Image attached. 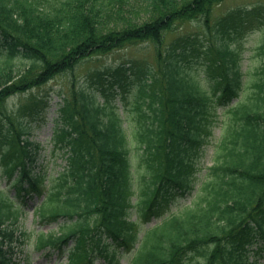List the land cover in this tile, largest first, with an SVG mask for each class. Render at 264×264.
Segmentation results:
<instances>
[{
    "label": "trees",
    "instance_id": "trees-1",
    "mask_svg": "<svg viewBox=\"0 0 264 264\" xmlns=\"http://www.w3.org/2000/svg\"><path fill=\"white\" fill-rule=\"evenodd\" d=\"M223 1L0 0L4 172L14 178L15 197L41 200L39 224L56 225L18 237L21 207L0 191L1 264H11L9 253L24 242L37 251L66 253L67 262L57 264H93L96 254L104 264H119L120 257L127 264L257 263L250 251L256 246L257 254L264 252V66L251 79L253 95L231 103L246 74L234 49L207 47L204 71L214 85L208 90L183 71L178 41L165 44L179 23L200 20L210 29L212 12ZM141 43L154 45L155 64L89 72L91 83L108 84L104 103L87 81L72 80L52 138L66 164L56 177L35 171L40 146L30 140L31 127L20 114L40 101L18 116L8 101L75 75L94 57ZM260 50L264 54V44ZM115 96L120 102L109 101ZM216 126L221 131L212 144L214 162L203 175L198 158ZM194 190L180 212L143 228L161 215L164 202Z\"/></svg>",
    "mask_w": 264,
    "mask_h": 264
},
{
    "label": "rangeland",
    "instance_id": "rangeland-1",
    "mask_svg": "<svg viewBox=\"0 0 264 264\" xmlns=\"http://www.w3.org/2000/svg\"><path fill=\"white\" fill-rule=\"evenodd\" d=\"M235 15H240V17L234 22L221 24L225 19L229 21ZM210 24L211 28L208 29L200 20L179 23L173 32L167 34L165 44L168 47H172L173 42L178 41L176 50L185 52V56L179 59L180 64L185 66L183 71L190 76L196 75L200 83L208 90H212L214 85L211 76H208L204 71L206 67L204 54L207 52V47L210 44H215L222 50H225L226 47L231 50L234 49L241 59L243 74L246 73L242 79L244 83L237 99L253 95L256 87L251 79H255L257 77L256 73H260L261 68L264 66V54L260 50V46L264 44V0H225L215 7L210 18ZM233 31L237 33L233 35ZM3 50L4 47L0 46V54ZM155 60L154 45L141 43L114 51L108 55L94 57L92 61L77 67L75 75L72 73L74 76L70 73L61 75L40 88L12 97L8 101V107L16 116L20 114V111L25 110V106L32 103L33 100L40 101L39 106L34 108V110L30 111L27 109L20 114V118L24 119L31 127L30 140L40 146L36 150L35 171L41 170L45 172L46 176L52 175L56 177L66 164L64 152L53 143L52 138L57 125L60 104L63 98L69 96L74 78L77 79V85L79 81L86 85L87 81V86L96 95V100L99 103H104L107 99L104 90L108 84L105 81L91 83L89 79L87 80V76L91 74L89 72L105 67H109L108 70L114 72L116 67L124 63H134L139 67H143L146 63L155 64ZM16 63L17 68H23L22 62L18 61ZM115 97L110 98L109 101L115 99L116 102H120L119 97ZM218 110L221 113L222 108ZM221 120L222 117L217 121V124H220ZM220 131L219 126L213 129L214 138L198 158V160L200 159L201 168L199 172L203 175L206 173L207 168L213 165L214 153L212 144L219 138ZM2 142L0 140V189H9L13 195L14 189L10 186L8 177L6 178L4 175L1 163V152L4 151L6 146ZM194 194L195 190L185 196L178 195L172 200L170 205L163 203L161 216L153 219L149 225H154L163 218L180 212L182 208L190 204ZM35 201L36 198L32 201L28 199H19L18 201L25 211L19 223L18 237H22L23 234L21 232L23 231L30 233L33 229H42L43 231L56 229L53 225L39 224L40 222L34 213ZM23 244L24 247H20L19 250L15 247L9 253H14L12 257L13 264H55L62 260L66 262V256L57 258L56 255L36 253L32 248H29L30 246L27 242ZM256 251H258V248L254 246L250 251L251 261H257V264H264V252L259 251L257 254ZM102 263L103 260L101 258L94 262V264ZM119 263L127 264V260L120 257Z\"/></svg>",
    "mask_w": 264,
    "mask_h": 264
}]
</instances>
